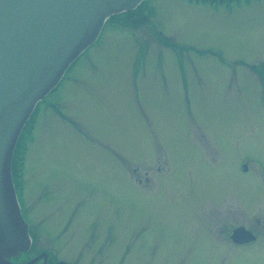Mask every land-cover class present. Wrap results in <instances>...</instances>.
I'll return each mask as SVG.
<instances>
[{"label": "rangeland", "instance_id": "374dc122", "mask_svg": "<svg viewBox=\"0 0 264 264\" xmlns=\"http://www.w3.org/2000/svg\"><path fill=\"white\" fill-rule=\"evenodd\" d=\"M227 2L148 0L38 104L29 257L55 237L54 263L264 264V0ZM241 225L256 244H228Z\"/></svg>", "mask_w": 264, "mask_h": 264}, {"label": "water", "instance_id": "95a60500", "mask_svg": "<svg viewBox=\"0 0 264 264\" xmlns=\"http://www.w3.org/2000/svg\"><path fill=\"white\" fill-rule=\"evenodd\" d=\"M143 1L0 0V264H14L11 259L31 243L13 187L11 158L35 104L95 42L110 16Z\"/></svg>", "mask_w": 264, "mask_h": 264}, {"label": "flooded vegetation", "instance_id": "af4514ba", "mask_svg": "<svg viewBox=\"0 0 264 264\" xmlns=\"http://www.w3.org/2000/svg\"><path fill=\"white\" fill-rule=\"evenodd\" d=\"M244 167H245V169H244ZM242 168H243V170H245V172H247L246 171L247 170L246 165H243ZM22 210H23L24 216H25V218H26V220L28 222V225H29V234H30V237H31V240H32V245H31V250L30 251L31 252H34L35 251L34 244L37 241L38 231L36 230L35 227H33L31 225V223L29 221V218H28V210L25 207L24 203L22 205ZM209 219H210V217H209ZM244 228H242V225L234 228V229H239V231H236V232L232 231V232H230V234L228 235L229 237H227L228 238V241H227L228 244H230V245L233 244L236 247H246V246H249V245L256 244L257 243V240H259V238L255 234L250 233L249 231H246V229H245V231H240L241 229H244ZM53 238L56 239L55 237H53ZM53 238H51V244H50V248L51 249L49 251H45V253H40V254L38 252H36V253H38L37 255L35 253L36 257L39 256V255H43V254H44V256L46 255L47 256V262L49 264H57L58 262H63L62 260L57 261L56 263L53 262V256H52V254H53V250L55 249V245H57L53 241ZM219 238L223 240L222 237H219ZM41 261H43V260H41Z\"/></svg>", "mask_w": 264, "mask_h": 264}, {"label": "trees", "instance_id": "16d2710c", "mask_svg": "<svg viewBox=\"0 0 264 264\" xmlns=\"http://www.w3.org/2000/svg\"><path fill=\"white\" fill-rule=\"evenodd\" d=\"M146 15L144 14L143 6L138 7L137 9L131 11V12H125L119 15L112 16L109 19V24H116V26H122V27H137L139 25H142L147 22ZM25 143L23 141H19L18 145L16 147V150L14 152L13 156V170L15 168H18V162L21 160L22 155L24 154V146H22Z\"/></svg>", "mask_w": 264, "mask_h": 264}]
</instances>
